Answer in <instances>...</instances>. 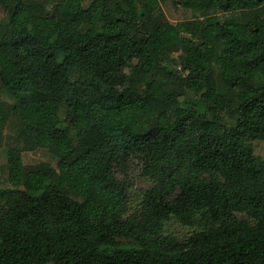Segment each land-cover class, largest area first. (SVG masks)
<instances>
[{
    "label": "trees",
    "instance_id": "16d2710c",
    "mask_svg": "<svg viewBox=\"0 0 264 264\" xmlns=\"http://www.w3.org/2000/svg\"><path fill=\"white\" fill-rule=\"evenodd\" d=\"M84 1L0 0V264H264V0Z\"/></svg>",
    "mask_w": 264,
    "mask_h": 264
},
{
    "label": "rangeland",
    "instance_id": "374dc122",
    "mask_svg": "<svg viewBox=\"0 0 264 264\" xmlns=\"http://www.w3.org/2000/svg\"><path fill=\"white\" fill-rule=\"evenodd\" d=\"M92 0H85L84 6H88L89 3ZM161 10L165 14L166 18L172 22H178L180 20L184 19H190L193 16L196 17H204L206 15H222L221 12H218L214 8L206 9L205 11H198L194 12L189 7H183L182 5L178 6H172L168 0H161L160 2ZM225 18L229 20H241L242 19V12L235 11L232 13H224L223 14ZM2 16V14H1ZM176 52H173L170 57L173 59L171 61H168L165 63V65L168 67L169 70H174L175 67V58H176ZM177 67V66H176ZM178 68V67H177ZM217 67L214 69L213 73L214 75L217 74ZM162 75H159L161 78ZM173 87L177 88L178 90H184V95L189 101H201L200 100V93H195L187 88L181 87L179 85V81L174 80V82L171 83ZM0 97L8 102H13L14 97L13 95L5 90L4 88L0 87ZM199 110H202V107H198ZM225 120L229 123H233V120L225 116ZM20 127L19 118L16 114H12L7 122V124L0 129V187L5 186L8 184L7 182V170H6V149L9 146H21V143L17 137L18 130ZM253 147L255 150V153L261 156H264V142L260 140L253 141ZM22 159L24 164L26 165H32L36 164L42 161L50 162L51 164L55 165L57 162V159L54 157V155L47 150L46 148H37L32 151H26L24 150L22 152ZM149 186V182L144 179L137 178L134 182V188L132 192L134 193V196L139 195L138 193L143 187ZM240 217H243V215L239 214ZM168 232L173 233L174 235L178 237H184L189 233V229L183 227L177 222H170L167 225Z\"/></svg>",
    "mask_w": 264,
    "mask_h": 264
}]
</instances>
